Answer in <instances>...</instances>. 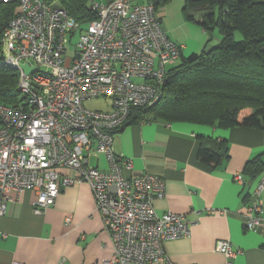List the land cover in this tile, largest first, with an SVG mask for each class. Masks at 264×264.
<instances>
[{"label":"built area","instance_id":"built-area-1","mask_svg":"<svg viewBox=\"0 0 264 264\" xmlns=\"http://www.w3.org/2000/svg\"><path fill=\"white\" fill-rule=\"evenodd\" d=\"M16 1L0 60L17 71L24 99L17 106L0 102V214L24 190L34 193L32 208L41 212L64 186L86 182L112 241L104 264H157L163 243L189 237L193 222L184 214L157 213L153 201L164 197V180L147 172L125 175L132 160L115 151L114 136L133 107L160 99L180 45L149 3L90 0L97 17L79 29L58 0ZM74 36V56L68 59L66 44ZM25 64L33 69L25 72ZM99 97L109 109L85 107V100ZM92 154H102L108 168L90 166ZM234 180L242 182L241 173ZM262 190L264 177L246 207V229L264 224ZM215 250L225 264L241 252L229 240H217Z\"/></svg>","mask_w":264,"mask_h":264},{"label":"crops","instance_id":"crops-1","mask_svg":"<svg viewBox=\"0 0 264 264\" xmlns=\"http://www.w3.org/2000/svg\"><path fill=\"white\" fill-rule=\"evenodd\" d=\"M184 2L169 0L159 11L163 29L180 45V58L207 51L220 39L183 18ZM207 138L225 141L228 157L215 165L200 161L197 149ZM114 148L132 160L125 175L147 172L164 180V197L153 201L157 213H180L193 222L189 237L163 243L164 257L157 264H225V256L215 250L217 240H229L241 250L233 264H264V224L256 230L243 226L252 192L264 177V129L186 121L126 123L114 136ZM258 154L263 168L252 177L243 169ZM88 164L108 168L102 154L90 155ZM237 173L242 182L234 180ZM33 198L24 190L0 214V264H104L111 256L110 234L86 182L64 186L41 212L33 210ZM259 200L264 220V190Z\"/></svg>","mask_w":264,"mask_h":264},{"label":"trees","instance_id":"trees-1","mask_svg":"<svg viewBox=\"0 0 264 264\" xmlns=\"http://www.w3.org/2000/svg\"><path fill=\"white\" fill-rule=\"evenodd\" d=\"M168 1L144 3L159 14ZM58 2L79 29L97 17L90 0ZM17 9L16 0L0 3V55L4 30ZM182 14L208 34L217 29L220 41L207 51L179 57L167 71L160 99L149 106L133 107L128 123L186 121L264 129V0H185ZM236 32L240 40L235 39ZM23 99L17 71L0 60V102L17 106ZM227 157L225 141L207 138L197 149V158L207 164H218ZM262 168L258 154L247 160L243 172L254 177Z\"/></svg>","mask_w":264,"mask_h":264},{"label":"rangeland","instance_id":"rangeland-1","mask_svg":"<svg viewBox=\"0 0 264 264\" xmlns=\"http://www.w3.org/2000/svg\"><path fill=\"white\" fill-rule=\"evenodd\" d=\"M183 18H184V16H183ZM211 33H212V35L214 37H218V36L220 37V34H219V32H218L217 29H213L211 31ZM235 39L236 40H240L241 39V35H240L239 32H236L235 33ZM219 41H220V39H219ZM76 42H77V36H74L72 38H69V41L66 44V46H67L66 57L68 59H70V58H72L74 56L72 54H73V51H74V44ZM213 45H216V44L215 43H213V44L210 43L208 45V48L213 47ZM84 105H85V107L92 108V109H102V110H105V109L109 108L108 105H107V103L102 98H100V97L99 98H92V99L85 100L84 101Z\"/></svg>","mask_w":264,"mask_h":264},{"label":"water","instance_id":"water-1","mask_svg":"<svg viewBox=\"0 0 264 264\" xmlns=\"http://www.w3.org/2000/svg\"><path fill=\"white\" fill-rule=\"evenodd\" d=\"M0 57L2 58L1 55H0ZM22 67H23V69H24L25 72H29L30 70L33 69V67H29V66H27V64L23 65Z\"/></svg>","mask_w":264,"mask_h":264}]
</instances>
